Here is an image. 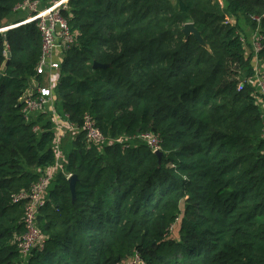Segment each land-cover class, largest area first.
<instances>
[{
	"label": "trees",
	"instance_id": "trees-1",
	"mask_svg": "<svg viewBox=\"0 0 264 264\" xmlns=\"http://www.w3.org/2000/svg\"><path fill=\"white\" fill-rule=\"evenodd\" d=\"M23 1L0 0V30L13 26L0 32V264H264V120L259 94L238 91L251 70L236 26L258 31L264 61V0H68L76 42L60 59L54 107L121 141L97 147L69 129L58 139L62 170L36 220L42 246L27 256L17 249L27 203L13 198L57 154L49 113L22 112L41 82L36 22L14 12ZM187 23L206 47L184 38ZM145 133L160 158L136 140Z\"/></svg>",
	"mask_w": 264,
	"mask_h": 264
},
{
	"label": "built area",
	"instance_id": "built-area-1",
	"mask_svg": "<svg viewBox=\"0 0 264 264\" xmlns=\"http://www.w3.org/2000/svg\"><path fill=\"white\" fill-rule=\"evenodd\" d=\"M67 3L68 0H58L47 7H42L39 0H24L14 9L16 13H28V17L23 23L36 22L41 38V55L36 65V72L41 77L44 74H48L53 79L48 87H42L39 83L33 82V88L26 91L21 98V102L23 103L22 112L27 119L34 113H49L52 122L55 123L56 141L54 143V149L57 154L54 165L47 169L29 190L21 191L13 198L14 203L23 201L27 203L24 216L25 232L17 240V249L22 256H27L33 248L42 246V236L37 228L36 220L39 210L45 205L47 200V192L51 182L62 170L64 158L59 151L60 146L58 143V139L62 137V128L69 129L71 133H76L78 130H81L84 133L86 143L97 147H102L106 144L111 145L121 141V139L108 140L105 138L95 127L91 116L85 115L83 117V123L79 129L70 124L65 116H60L54 107L55 97L53 87L57 81L56 77L58 78L60 59L62 54L76 42V35L72 33L68 22L61 14L62 11L67 10ZM12 27L8 26L1 29L0 32H5ZM250 40L255 58H257V54L261 50L258 31L255 32ZM243 42L248 43L246 39H243ZM57 54H59V60H56ZM52 73H56L55 77ZM244 84L253 87L252 89L259 94L258 105L259 101L264 103V71L250 78H242L238 85V91L242 90ZM262 115L264 120V114ZM35 130L37 131V129ZM262 139L264 140V124ZM136 140L145 144L153 153L160 151V140L155 135L149 133L141 134L136 137ZM70 176L67 175V179ZM134 263H138V259H135Z\"/></svg>",
	"mask_w": 264,
	"mask_h": 264
},
{
	"label": "rangeland",
	"instance_id": "rangeland-1",
	"mask_svg": "<svg viewBox=\"0 0 264 264\" xmlns=\"http://www.w3.org/2000/svg\"><path fill=\"white\" fill-rule=\"evenodd\" d=\"M41 6H43V7H47L48 5H45V4H43V5H41ZM28 17V13H26V12H18L17 14H16V17ZM15 18V17H14ZM13 18V19H14ZM25 18V19H26ZM12 19V20H13ZM230 22H232V24H234L235 23V21H230ZM237 27H238V29H239V31H240V33L242 32V30L245 28V31L247 32V34H246V36L242 33L241 35L243 36V38H245V39H251V36L252 35H254L255 34V32L250 28V26L249 25H247L245 22H244V20L243 19H240L239 20V22H238V24L236 25ZM4 29V28H3ZM245 44V49H246V57L249 59V68H250V70H251V73L253 72V69H252V66H254L253 64V61H255L256 59H255V53H254V50H253V48H252V44H247V43H244ZM46 75L47 74H44L42 77H41V82H42V80H43V78H45L46 77ZM45 113H47V112H45ZM48 114V113H47ZM63 137L65 136V139L64 140H66L67 142L69 141V138H70V134L69 133H66V130H64L63 131ZM72 139V138H71ZM125 140V139H124ZM65 141V142H66ZM179 223H180V221L178 220L173 226H172V228H171V230H170V234H169V238H171V239H173V240H175V241H178V239H179V235H178V232H179ZM129 262V261H128ZM128 262H126L125 264H129Z\"/></svg>",
	"mask_w": 264,
	"mask_h": 264
},
{
	"label": "water",
	"instance_id": "water-1",
	"mask_svg": "<svg viewBox=\"0 0 264 264\" xmlns=\"http://www.w3.org/2000/svg\"><path fill=\"white\" fill-rule=\"evenodd\" d=\"M182 34L184 36L185 39H188L190 36H192L194 38V40L196 42H198V44L202 47H206L200 33L195 29L194 25L191 24V23H187L183 26V29H182ZM6 57H7V61H6V65L9 61V58H10V53L8 52L6 54ZM97 67H101L100 65L98 64H94V68H97ZM158 158L161 157V152L160 151H157L154 153ZM76 181H77V178L76 176H70L68 178V182H69V189H70V192H71V195H72V198L74 199L75 198V185H76Z\"/></svg>",
	"mask_w": 264,
	"mask_h": 264
},
{
	"label": "crops",
	"instance_id": "crops-1",
	"mask_svg": "<svg viewBox=\"0 0 264 264\" xmlns=\"http://www.w3.org/2000/svg\"><path fill=\"white\" fill-rule=\"evenodd\" d=\"M40 2V1H39ZM50 5V4H49ZM26 18V17H25ZM244 34L246 36L247 32L245 31V28L242 30L241 34ZM253 37V35L251 36V38ZM247 40V44H251L250 43V39H246ZM256 60L253 61V65L252 66V69H253V72L251 73V75H247V74H243L241 75V79L244 78V77H253L255 74L257 73H261L262 71H264V61H260L258 60L257 58H255ZM56 60H59V54H57V57H56ZM53 76L55 77V74L56 73H52ZM56 80H57V77H56ZM53 81V79L51 77H49V75L47 74L45 78H43L42 82H40L39 84L42 86V87H48L49 84ZM253 88V87H252ZM259 105H260V110L262 112V114H264V103L262 101H259ZM64 130H67V128H62V131ZM63 132H62V137H63Z\"/></svg>",
	"mask_w": 264,
	"mask_h": 264
}]
</instances>
